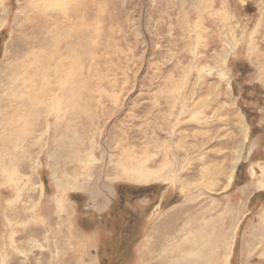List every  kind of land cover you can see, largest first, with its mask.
<instances>
[{"label": "rangeland", "instance_id": "obj_1", "mask_svg": "<svg viewBox=\"0 0 264 264\" xmlns=\"http://www.w3.org/2000/svg\"><path fill=\"white\" fill-rule=\"evenodd\" d=\"M0 119V264H264V0H0Z\"/></svg>", "mask_w": 264, "mask_h": 264}, {"label": "bare ground", "instance_id": "obj_2", "mask_svg": "<svg viewBox=\"0 0 264 264\" xmlns=\"http://www.w3.org/2000/svg\"><path fill=\"white\" fill-rule=\"evenodd\" d=\"M71 49V48H70ZM70 59V58H69ZM36 62H37V60H36ZM72 62H70V66H68L69 67V72H66V74H65V78L67 77V78H69L68 76H72V72H71V68H72ZM43 70V69H42ZM39 71V69L37 68V67H31V71H30V73H29V71H28V73H29V80H28V82L30 83V84H32V86H34V87H36V86H39V80H36L35 78V74L37 73ZM46 71V70H45ZM44 72V71H43ZM42 72V73H43ZM56 72V71H55ZM39 73V72H38ZM47 73V72H46ZM32 75V76H31ZM45 75V74H44ZM21 78H22V76H21ZM44 79L45 78H41L40 80H42V82H40V86H42L41 85V83H44V84H46L47 85V83L44 81ZM45 80H47V79H45ZM65 82V81H64ZM23 83V82H22ZM14 84V83H13ZM24 85H26L27 87H28V85L26 84V83H24ZM37 88V87H36ZM30 89H32V88H30ZM24 91H26V90H24ZM42 91V90H41ZM68 90L67 89H60V93L59 94H54L53 95V97H52V103H53V105H55V107L56 106H58L59 104H60V102H59V96L61 95V97H63L64 95H65V99H66V97L68 96ZM43 93V94H42ZM42 93H39V94H42V95H44V96H47V98H48V96L49 95H51L52 96V91H49V90H47V89H45V91L43 90V92ZM50 96V97H51ZM66 101V100H65ZM14 103V102H13ZM16 104V103H15ZM31 105V104H30ZM12 106V105H11ZM20 106H21V108H22V110H23V102L21 101V103H20ZM26 106V105H25ZM15 109V108H14ZM19 109V108H18ZM14 111V110H13ZM15 112V111H14ZM11 113V112H10ZM20 113V112H19ZM5 117V116H4ZM3 118V117H2ZM25 118V117H24ZM5 119V118H4ZM28 119V118H27ZM21 120H22V117H21ZM21 120H19V121H21ZM0 121H1V119H0ZM23 122V121H22ZM3 124V123H2ZM17 131V130H16ZM2 134V133H1ZM9 138V137H8ZM19 138V137H18ZM11 140V139H10ZM19 140V139H18ZM123 173H126V174H128L129 172H127L125 169H123ZM131 178H133V179H135L136 178V176H131ZM143 178L145 179V181L146 180H148V179H154V180H159V179H161V176L160 177H157L156 178V176H153V174H145L144 176H143ZM231 179V178H230ZM162 181H165V179H161ZM189 187L188 186H186V185H183L182 186V189L185 191L186 189H188ZM200 218V217H199ZM214 221V220H213ZM212 222V221H211ZM199 223V222H198ZM227 223V222H226ZM196 225V224H195ZM209 225V224H208ZM190 226H192V225H190ZM210 227H205V224H203V222H202V220H201V222H200V225L199 224H197L195 227V229H196V231L195 230H191V228H189V231L187 230V232H186V236H187V234H194L195 233V235H194V238H193V241L190 239H188V236H187V239H185L184 241H183V243H182V246H178V250H179V247H180V251H178V253H183L182 255L183 256H187V255H192L193 257V260H191V261H189V260H187V263L185 262L184 263V261L183 262H178V264H203V261L204 260H206V264H210V261H212L213 260V254H214V250H213V248L217 245V243H216V238H215V236H214V239H212L211 237H208L206 234H205V230L206 229H210V228H212L211 226V224L209 225ZM203 228V229H202ZM215 228V227H214ZM216 230V229H215ZM192 231H195V232H192ZM214 232V231H213ZM216 232V231H215ZM202 234H203V236L204 235H206V243H201V240H202ZM210 234H212V231L210 232ZM214 234V233H213ZM213 236V235H212ZM225 236H226V234H225ZM190 238V237H189ZM187 240H189V241H187ZM179 244H180V242H179ZM173 245H177V244H173ZM181 245V244H180ZM171 248H173V246L171 247ZM172 251H174L173 249H171V252ZM177 251H176V253H177ZM220 251V250H219ZM167 253V252H166ZM175 253V254H176ZM216 254H217V252H215ZM170 255H172V254H170ZM170 257V256H169ZM176 257V256H175ZM185 258V257H184ZM215 258H216V256H215ZM218 258H219V256H218ZM171 259V258H170ZM169 259V260H170ZM217 259V258H216ZM163 261V260H162ZM165 262H167V261H165ZM219 262V261H218ZM217 262V263H218ZM171 262L169 261V263H166V264H170ZM163 264H165L164 263V261H163ZM174 264H175V262H174Z\"/></svg>", "mask_w": 264, "mask_h": 264}, {"label": "trees", "instance_id": "obj_3", "mask_svg": "<svg viewBox=\"0 0 264 264\" xmlns=\"http://www.w3.org/2000/svg\"><path fill=\"white\" fill-rule=\"evenodd\" d=\"M48 182L46 180H43V185L46 186Z\"/></svg>", "mask_w": 264, "mask_h": 264}]
</instances>
